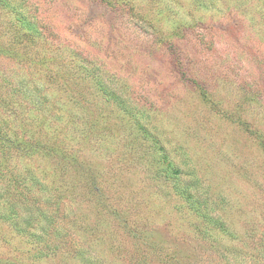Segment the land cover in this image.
Returning a JSON list of instances; mask_svg holds the SVG:
<instances>
[{
	"label": "rangeland",
	"instance_id": "rangeland-1",
	"mask_svg": "<svg viewBox=\"0 0 264 264\" xmlns=\"http://www.w3.org/2000/svg\"><path fill=\"white\" fill-rule=\"evenodd\" d=\"M193 2L0 0V120L45 143L0 264H264V0Z\"/></svg>",
	"mask_w": 264,
	"mask_h": 264
},
{
	"label": "trees",
	"instance_id": "trees-1",
	"mask_svg": "<svg viewBox=\"0 0 264 264\" xmlns=\"http://www.w3.org/2000/svg\"><path fill=\"white\" fill-rule=\"evenodd\" d=\"M193 3L199 5V7L207 8V5L204 4L205 0H194ZM208 3H211V0H208ZM211 6V5H210ZM11 9L14 12V17L16 20L20 21V24L23 26L25 31L31 35L33 33L39 34L42 31L41 27L34 26L32 22L26 20L24 16L21 15L17 7L12 6ZM20 13V14H19ZM263 19V27H264V13L262 14ZM263 33V32H262ZM264 36L263 34H260ZM99 79V78H98ZM97 79V80H98ZM100 90L105 93L108 98H112L116 100V104L120 106L126 114L130 117L135 124L136 129L142 130L144 135H150L154 139L153 146L156 149L158 155L161 156L164 163V168L166 169V174L171 178H174L177 183H180V172L179 169L174 166V162L170 158L168 151L166 150L164 144L159 143V140L150 134V126L149 120L146 119V116L143 114V110L139 114H135L131 110L130 104L125 102L123 99L115 96V89L107 90L101 84L99 85ZM111 89V88H110ZM140 110V109H139ZM7 123L5 121L0 120V216L4 219H8L13 221L14 225H17V222L14 221V218L17 216V209L23 210L26 209L25 201L31 193V187L28 182L36 181V174L31 170V167L22 166L20 168L18 164L19 162H14L15 158L18 155H22L21 150L28 145H31L33 142H37L35 144L41 143L45 144L39 139H30V138H20L19 134L11 133L10 130L7 129ZM6 126V128H4ZM62 129V128H61ZM61 130L59 129L58 132ZM31 143V144H29ZM40 144V145H41ZM67 144L58 134V151L50 147V152H52V156H55L58 161V174L64 175L66 168L65 165L70 164L71 162H66L69 159L70 153L66 149ZM46 148V147H44ZM64 164V165H63ZM183 194H188L189 189L184 187L181 189ZM23 220L22 222H24Z\"/></svg>",
	"mask_w": 264,
	"mask_h": 264
}]
</instances>
